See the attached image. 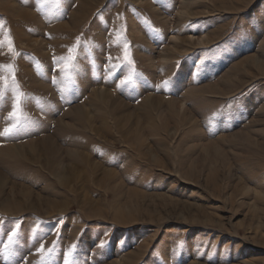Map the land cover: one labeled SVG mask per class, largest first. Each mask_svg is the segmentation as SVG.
<instances>
[{
  "label": "rangeland",
  "instance_id": "374dc122",
  "mask_svg": "<svg viewBox=\"0 0 264 264\" xmlns=\"http://www.w3.org/2000/svg\"><path fill=\"white\" fill-rule=\"evenodd\" d=\"M0 24V264H264V0H0Z\"/></svg>",
  "mask_w": 264,
  "mask_h": 264
},
{
  "label": "snow or ice",
  "instance_id": "6c2138e0",
  "mask_svg": "<svg viewBox=\"0 0 264 264\" xmlns=\"http://www.w3.org/2000/svg\"><path fill=\"white\" fill-rule=\"evenodd\" d=\"M0 27H2V24H0ZM8 43L11 44V41L9 40ZM70 51H71V50H70ZM70 59H71V57H70ZM6 68H7L8 72H9V74H11V73H12V66L9 65V66H6ZM0 81H3V83H4V87H5V88L8 86V84H7V77L0 76ZM13 82L15 83V78H14V76H13ZM3 91H4L3 89H0V98L3 97ZM20 103H21V101H20V97L17 96V97H16V103H15V105H14L13 111L11 112L10 117H9L10 119H14V120L16 121V123L13 124L12 128H5L3 134H5V135L9 134V133H10L15 127L18 126V124H19V120H20V117H19V115H18V112H19V110H20ZM13 236H15V233H13L11 236H9V243H11V241H12V237H13ZM99 246H100V247H103L104 245L101 244V245H99ZM5 247H8V246L6 245ZM40 251H41V252L44 251V249H43V245H41Z\"/></svg>",
  "mask_w": 264,
  "mask_h": 264
},
{
  "label": "bare ground",
  "instance_id": "6f19581e",
  "mask_svg": "<svg viewBox=\"0 0 264 264\" xmlns=\"http://www.w3.org/2000/svg\"><path fill=\"white\" fill-rule=\"evenodd\" d=\"M78 154H79V153H78ZM80 154H81V153H80ZM81 156H82V155H81ZM84 156H85V155H84ZM82 157H83V156H82ZM85 157H86V156H85ZM81 159H82V158H81ZM89 159H90V158H89ZM82 161H83V160H82ZM82 161H81V162H82ZM84 161L86 162V160H84ZM88 161H89V160H88ZM88 164H89V163H88ZM88 164H87V165H88ZM82 165H83V164H82ZM90 165H91V164H90ZM90 165H89V167H90ZM86 167H88V166H86ZM71 169H72V168H71ZM73 170H74V169H73ZM63 172L65 173V171H63ZM74 172H75V170H74ZM64 175H65V174H64ZM69 180H70V179H69Z\"/></svg>",
  "mask_w": 264,
  "mask_h": 264
}]
</instances>
